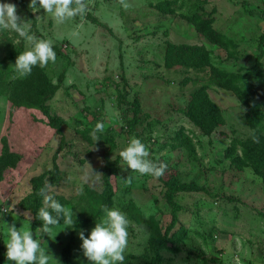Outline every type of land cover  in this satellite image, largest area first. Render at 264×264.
<instances>
[{
  "label": "rangeland",
  "instance_id": "obj_1",
  "mask_svg": "<svg viewBox=\"0 0 264 264\" xmlns=\"http://www.w3.org/2000/svg\"><path fill=\"white\" fill-rule=\"evenodd\" d=\"M3 2L53 41L56 61L18 78L12 66L26 44L0 33V209L12 207L0 219L16 227L30 219L59 264H89L78 232L87 236L101 206L115 207L130 221L123 264H141L171 220L162 180L173 178L187 188L172 192L177 223L160 264H264V169L249 164L238 145L228 155L255 130L264 142V80L255 65L264 0H86L84 16L62 24L42 9L33 13L29 0ZM204 30L213 31L211 40ZM170 47L178 53L166 54ZM260 63L264 75V55ZM124 91L126 103L139 100L134 126L129 104L117 100ZM49 95L45 114L38 107ZM248 106L263 126L250 128ZM97 122L104 130L95 141ZM133 135L167 165L161 177L133 173L131 183L122 181L131 170H121L118 150ZM86 163L99 182L83 179ZM40 175L39 190L51 184L75 212V227L53 239L37 230L30 211L31 180Z\"/></svg>",
  "mask_w": 264,
  "mask_h": 264
},
{
  "label": "clouds",
  "instance_id": "obj_2",
  "mask_svg": "<svg viewBox=\"0 0 264 264\" xmlns=\"http://www.w3.org/2000/svg\"><path fill=\"white\" fill-rule=\"evenodd\" d=\"M28 8L33 12L43 13L58 24H62L76 16L83 17L87 11L86 0H29ZM12 32L17 36L16 43L23 40L26 44L23 51L17 54L12 66L18 78H24L31 74L33 67H45L50 62L56 61V52L53 49V41L49 38L38 37L32 31L31 22L26 21L17 14L16 5L0 0V33ZM104 124L97 122L92 132L95 141L99 139L98 133H102ZM119 165L122 171L131 170L125 179L131 183L132 174L139 176L161 177L167 165L156 159L150 158V150L137 136H130L127 142L118 150ZM87 164V163H86ZM88 171L84 175L85 181L99 182L102 175L93 172L87 164ZM81 189H76L80 194ZM43 206L39 207L36 216L41 221L39 229L42 236L47 235L53 239L57 233L68 228L75 227V212L72 207L62 204L55 198V188L51 184L39 190ZM0 209V216L8 213V208ZM12 209V207H11ZM100 216L94 222V227L87 236L83 231L78 232L81 241L80 248L83 256L89 264H123L125 251L128 244V228L130 221L127 216L115 207L101 206ZM0 235L3 236V244L6 248V261L14 264H59L46 249L41 238H36L30 228V219H24L20 227L9 224L0 219Z\"/></svg>",
  "mask_w": 264,
  "mask_h": 264
},
{
  "label": "trees",
  "instance_id": "obj_3",
  "mask_svg": "<svg viewBox=\"0 0 264 264\" xmlns=\"http://www.w3.org/2000/svg\"><path fill=\"white\" fill-rule=\"evenodd\" d=\"M91 20H92V22L97 23L95 19H91ZM196 27H198V26H196ZM198 28H199L200 32H203V29H201V28H203L202 26L198 27ZM205 30H204V32L208 33L207 38H209L211 40L213 31H211V30L205 31ZM256 44H257L258 53L256 56L255 65L257 66L258 73L260 74V76L264 80V75L261 72V65H260L261 64L260 60H261L262 56L264 55V32H262L261 34L258 35ZM170 52L178 53V49H174V48L170 47V49L166 50V54L170 53ZM239 92L240 91H237L238 95L236 94L238 99L241 102H244L245 104L249 105V100L247 98H244L241 95V93H239ZM126 94H127L126 91H124V93H122V94H118L117 100L121 104H123V103L129 104V107L132 111V119H131L132 122L131 123H132V126H134L135 124H137L139 122L138 117H137L138 113H139V106H140L139 100L136 99L133 102L126 103L127 102V101H125ZM48 98H51V95H49L48 97L45 96L44 99L42 100V102L39 104V107H38L45 114H47L48 110H47V107L45 106L44 102H46V99H48ZM201 101H202L201 97H200V101L196 100V102H198V103H200ZM191 102H193V103L190 104L188 106V108L194 113V111L198 108L199 104L194 103L195 99L194 100L192 99L190 101V103ZM209 104L211 105V107L215 111L218 110V108L211 101H209ZM218 117H220V113H217L216 116L211 117L213 119L208 124L212 125V123L213 124L217 123ZM246 117H248V119L251 120V125H250L251 129L255 130L257 127L263 126L261 124L260 120L256 119L255 116H253L251 114V112L249 111V106H248V111H247ZM50 120L52 121V119H50ZM203 128H208V127L203 126ZM208 130H210V128H208ZM258 133H260L259 130L253 131V134L251 135L250 139L248 140V138H247L244 142H239V140L234 141L233 147L228 152V155H232V152H233L235 146L238 145L242 149L243 156H245L246 159H248L249 164H252L256 170H258L259 168L264 169V142L261 140V138L259 137L260 135ZM136 136L140 138L139 135H136ZM140 139L145 143V141L142 138H140ZM236 161H237V159H234V162H236ZM104 173H106V175H107V171H104ZM31 182L33 185L32 186V192L28 196V200H30V199L32 200V201L30 200L31 201L30 211L33 213V217H34L33 224L35 226L36 225L40 226L41 221L37 218L36 213H37L39 207H41V202H40L41 200H39L38 195H39V187H41L44 183V175L34 177L31 180ZM162 182L167 187L165 195H166L167 199L169 200V202L171 203V205L173 206L172 212H171V220H170V222L166 228V231L162 235V237L160 239H158L157 241H155V243H150L152 255L150 257H147L146 260L144 262H142L141 264H160L158 252L161 248H163L165 246V244L169 238L168 237L169 231L177 223V212L179 210V206L177 205V203H175V201H173L171 199L172 192L177 191V190L181 191L182 189L187 188V187L180 186L178 181L176 179H173V178L168 179V180H162ZM104 185H106L109 188L108 193L106 194V196L109 197V193L111 191V186L108 183L107 179L104 180ZM5 252H6V250L0 249V264H4L6 262Z\"/></svg>",
  "mask_w": 264,
  "mask_h": 264
}]
</instances>
